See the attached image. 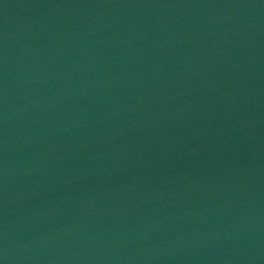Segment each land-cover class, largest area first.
<instances>
[{"label": "water", "instance_id": "obj_1", "mask_svg": "<svg viewBox=\"0 0 264 264\" xmlns=\"http://www.w3.org/2000/svg\"><path fill=\"white\" fill-rule=\"evenodd\" d=\"M0 119L114 161L264 173V0H0Z\"/></svg>", "mask_w": 264, "mask_h": 264}]
</instances>
